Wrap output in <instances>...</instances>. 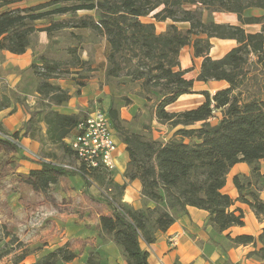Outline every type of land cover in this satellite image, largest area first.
Segmentation results:
<instances>
[{"label": "trees", "instance_id": "trees-1", "mask_svg": "<svg viewBox=\"0 0 264 264\" xmlns=\"http://www.w3.org/2000/svg\"><path fill=\"white\" fill-rule=\"evenodd\" d=\"M21 1L24 0H0V51L25 54L30 37L37 31L50 34L67 27L90 29L106 37L110 44L107 78L127 76L141 81L145 93L157 95L154 116L158 122L182 128L176 133L181 136L178 140L144 139L122 131L118 113L108 114L127 146L130 161L125 177L142 183L145 206L141 210L120 203L125 186L115 185L101 171L79 172L52 162H39L42 169L31 171L26 179L31 187L46 189L56 186L62 177L80 175L86 185L91 183L88 178L94 177L104 188H112L114 203L107 201L112 215L101 217L99 238L116 244L127 264H150L149 253L142 243H156L158 235L166 232L188 207L208 212L209 224L220 233L245 226L244 211L232 210L237 202L247 205L259 220L264 218V0H50L29 8L12 7ZM69 1L76 3L66 5ZM196 5L212 8L216 13L235 14L241 25L205 24L193 16L191 8ZM249 9L261 10L263 14L246 17ZM78 11H93L98 20L91 16L74 19L71 25L52 24L46 29L34 26L38 20ZM151 15L154 21L171 20L173 24L166 33L157 34L154 22L142 21ZM180 23H188L189 30L182 32L177 26ZM253 24H260L261 32L248 33L243 28ZM213 39L235 40L238 46L224 57L214 59L210 56ZM191 44L195 57L203 58L196 81H224L228 87L213 97L204 92L206 102L196 109L170 113L166 110L169 105L193 93L194 81L185 78L187 71L182 70L180 62L181 50ZM32 69L41 80L37 88L39 95L56 106L70 100L66 92L50 83L59 74L57 65L43 59ZM218 111L223 114L222 120L207 129ZM81 119L79 114L39 111L36 121L47 128L41 143L59 145L74 157L66 140ZM198 123H202L200 128L188 130ZM25 129L26 135L36 137L33 118L25 123ZM12 136L16 139L18 134ZM239 163L250 167V175L234 177L238 192L234 200L223 190L229 173ZM0 229L4 238L12 236L7 244L16 243L23 249L13 263L23 262L31 252L5 225ZM231 240L235 244L259 242L262 247L253 255L259 264H264V229L257 239L243 235ZM15 251L0 249V262ZM75 258L76 254L65 245L47 252L34 264L69 263Z\"/></svg>", "mask_w": 264, "mask_h": 264}, {"label": "crops", "instance_id": "crops-1", "mask_svg": "<svg viewBox=\"0 0 264 264\" xmlns=\"http://www.w3.org/2000/svg\"><path fill=\"white\" fill-rule=\"evenodd\" d=\"M48 1L50 0H24L12 7L29 8ZM94 13L93 11H78L75 18L78 20L91 17L94 16ZM262 14L261 10L255 9H249L245 12L246 17H259ZM68 16L69 14H63L56 15L49 20H38L34 26L37 29H46L52 24L67 23L71 25L74 14L71 17ZM212 18L213 20L210 22L213 23L241 25L237 15L231 13H215ZM159 24L166 26L173 23L160 22ZM179 25L186 29L190 28L188 23L177 24L178 27ZM243 28L248 33L254 34L261 32L262 26L253 24L245 25ZM59 35L64 39H60ZM90 37H95L92 30L74 27L53 30L50 34L47 31H37L30 37V47L25 54L15 55L7 51H0V94L10 96L11 100L7 103H0V134H18L16 143L8 142L0 135V143L4 145V148L10 149L11 153L9 155L0 146V169L2 170L7 163H16L15 172L26 177L23 183L14 182L11 184L3 181L0 174V225L3 224L12 228L13 234L24 244L42 243L41 248L43 250L41 252L53 249V246L62 247L71 242L93 244L97 240L94 236L88 235L87 231L96 230L99 234L101 217L112 215V207L102 195L103 185L100 187L92 181L86 185L80 175L62 177L56 186L46 189L37 190L26 182L31 171L42 169V165L33 159L30 153L37 155L41 148L38 137L46 136L47 130L46 126L43 125V132L37 136V140L34 136L26 135L25 123L29 120L27 110H37L36 105L41 100V96L37 93L39 80L33 74L31 67L41 59L50 62L58 61L60 55L66 56V59L70 58L91 64L94 61L99 62V47L96 46V38L92 41ZM212 44L211 57L214 58L213 52L219 55L214 59L224 57L238 46L235 40L213 39ZM66 46H70V49H67ZM194 53L192 44L185 46L180 52L181 68L187 71L185 78L194 81L193 93L185 94L175 103L169 105L166 110L170 113L196 109L206 102L204 92L213 97L217 91L228 87L224 81L207 83L196 81L203 58H196ZM194 64L196 69L192 71ZM95 68L96 66H93L91 69L95 70ZM189 99L196 101L188 102ZM77 100L78 97L71 98L67 106L53 109L61 114H78ZM79 104L82 105L80 102ZM180 104L182 105L178 107ZM222 117L218 111L211 121L218 119L219 122L214 124L218 125ZM117 143L118 152L115 156L117 169L113 173L112 181L115 185L125 186L122 201L136 210H141L145 206L141 195L142 183L138 179L129 181L125 177L130 161L127 146L122 140H118ZM262 168L264 170V162H262ZM236 175L249 176L250 167L246 163H239L232 168L228 175L227 184L223 191L234 200L238 198V192L233 184ZM114 193L115 191L112 192V195ZM262 198L264 200V193ZM236 208H241L244 211L245 226L232 227L220 233L209 224L208 212L188 207L187 212L178 217L166 232L158 235L156 243L152 245L142 243V248L149 253V263L259 264L253 255L262 247L259 242L235 244L231 239L243 235L257 239L264 229V218L259 220L247 205L239 202L232 210ZM41 209L54 211L56 214L45 219L42 224H37L38 211ZM39 253L40 250L32 251L19 264H34L39 259ZM0 264L14 263L13 259L10 258L0 262Z\"/></svg>", "mask_w": 264, "mask_h": 264}, {"label": "rangeland", "instance_id": "rangeland-1", "mask_svg": "<svg viewBox=\"0 0 264 264\" xmlns=\"http://www.w3.org/2000/svg\"><path fill=\"white\" fill-rule=\"evenodd\" d=\"M75 3L76 2L69 1L66 3V5H73ZM63 5L65 4H62V6ZM203 7L204 6L196 5L195 8H191L193 12V16L205 24L213 23L210 21L213 20L212 18L213 14H215L216 12H214L212 8L209 7L203 8ZM71 15H73V13H69L68 17H71ZM75 15L77 14L74 13V18L72 20L74 19L76 20L75 17L77 16ZM93 15L95 19H98L96 13H94ZM50 18L53 19L54 16L49 17L48 20ZM142 21L154 22L156 26L157 34L166 33L170 26V25H166V26L160 25L159 24L160 22L153 20L152 15L143 18ZM170 22L172 21L167 20L164 23H170ZM189 26L190 25L188 24V27ZM178 28L182 32H186L189 29V28L186 29L184 28V26L181 25H179ZM59 36L60 39H64V37H61V35ZM90 39H92V41L95 39L96 46L99 47V62L94 61L91 64L89 62L75 61L70 58L66 59V56H62V55L58 57L59 58L58 61L50 62L53 65H57V69L59 70V74H57V78L51 79L50 83L59 87L69 96L71 95L70 100L71 98L78 97L77 100L78 104L76 103L78 105L77 106V110L79 112L78 114L81 117H85L87 114L93 111L102 110L110 115V112L114 111L118 113V121H119L118 125L120 126L122 131H124L129 135H138L140 137H144V139L153 138L154 140H158L161 142H168L175 138H177V140L181 139V136L176 134L179 129H182L181 127L171 128L168 125L158 122V120L155 118L154 105L158 99L157 95L155 93H145L142 89L141 81H133L130 77L127 76H122L116 79L107 78L106 76V69L108 67L107 57L110 52V44L107 41L106 37L98 35L97 33H95V37H90ZM66 47H68L67 49H70V46H66ZM212 55L214 58L219 56L214 52ZM210 56H211V51H210ZM42 60L43 59H41V61H37V63H34L33 65L41 64ZM93 66H96L95 70L91 69ZM195 69H196V65L194 64L192 71ZM32 71L33 74L35 75L33 69ZM36 78L39 80V83L37 85L38 88L41 80L37 76ZM61 81L62 84H60ZM40 99L41 100L39 104L36 105L37 110L35 109L31 111L27 110V112L29 113V120L33 118V122H35L36 131H34L33 134L36 136L35 137L36 140H37V136L43 132V125H44L43 123H37L36 121L37 113L39 111H44V110L45 111L54 110L55 108L61 106L65 107L70 102L69 100L68 102L60 106H56L52 102H49L48 99L42 96ZM7 101L9 102L11 101L10 96L0 94V103H7ZM190 101L194 102L196 100L189 99L188 102ZM79 102L82 103V105H80ZM182 104L178 105V107H180ZM220 113L222 114V112ZM218 122H219L218 119L212 120L206 128L211 129L213 125L217 124ZM111 124L114 125L113 122H111ZM201 126L202 123H198L194 126L189 127L188 130L198 129ZM113 132L115 134V138L117 141L122 140L120 137V132L117 130V128H113ZM45 138L46 136L38 137V142L41 144V148L37 153L39 157H41L42 159L49 160V162H52L53 164L56 165H66V164L76 165L74 158L69 153L64 151L61 146L52 145L49 142L41 143V139H45ZM188 141L189 140L186 139L187 143ZM0 146L2 147V150L5 149L9 155L11 154L10 149L4 148L3 147L4 145H2V143H0ZM15 164L7 163V165L5 164L6 166L4 165L2 170L0 169V174L3 181H6L7 183H11V184L14 182L23 183L25 181L26 177H23L19 173L15 172L16 171ZM91 181L95 182L100 187H102L103 185V183L100 182V180H97L94 177H92ZM120 203L128 205L124 203L122 200ZM148 205H150V203H148ZM2 226L4 225L1 224L0 227ZM6 228L8 229L11 235H15L13 234L12 228H8V227ZM87 233L90 236H94L97 241L89 245L80 242L77 243L71 242L69 244H66L76 254V258L72 262L69 263L59 262L58 264H127L124 259L122 250L116 244H114L112 241L101 239V237L99 238V234L96 232V230H88ZM11 239L12 236L8 238H4L3 230L0 229V240H1L0 249L8 250L14 248L17 250L13 252L10 256L4 258L1 262L7 261L10 258L15 259V257L19 255L23 250V249L20 250L22 247L20 248V245H17L16 243H14L13 245L7 244L10 242ZM5 245H7V247H5ZM24 245L27 247L29 252H32L34 250L37 251L40 250V253L38 254L39 258L44 256L47 252L54 251L55 249L59 248V246H53L54 247L53 249L46 251L44 250L41 252V250H43L41 248V246H43L42 243L24 244Z\"/></svg>", "mask_w": 264, "mask_h": 264}, {"label": "built area", "instance_id": "built-area-1", "mask_svg": "<svg viewBox=\"0 0 264 264\" xmlns=\"http://www.w3.org/2000/svg\"><path fill=\"white\" fill-rule=\"evenodd\" d=\"M0 135L4 140L16 143L12 134ZM66 143L74 154L76 165L59 166L79 172L101 171L107 174L109 180H112L113 173L117 169L115 156L118 152V143L108 113L96 110L82 117ZM30 156L39 162H49L34 153H30ZM88 179L91 181L90 178ZM112 192V188H105L103 195L107 201L114 203ZM55 214L54 211L39 210L37 224H41Z\"/></svg>", "mask_w": 264, "mask_h": 264}]
</instances>
